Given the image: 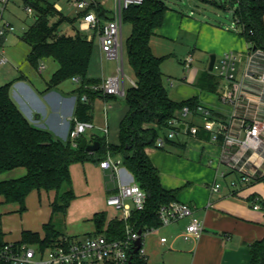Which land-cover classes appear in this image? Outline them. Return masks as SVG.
<instances>
[{"label":"crops","instance_id":"obj_1","mask_svg":"<svg viewBox=\"0 0 264 264\" xmlns=\"http://www.w3.org/2000/svg\"><path fill=\"white\" fill-rule=\"evenodd\" d=\"M40 1L54 4L57 11L76 19L74 24L69 23L65 32H62L73 36L75 30L80 29L82 15L80 16L81 13L67 1ZM91 2L100 10L97 16L101 26L113 19L114 0ZM20 6L24 7L29 16H35L32 8L33 14L28 12L30 7H27L23 0H9L4 18L10 23H13L12 19H22ZM169 16L171 18L172 15ZM190 18L181 15H176L175 19L165 18L163 27L155 36L162 38L188 36L192 43L189 54L193 55L199 50L204 56L215 55L216 62L217 56L221 59L224 54L234 51L240 55L239 66L243 68L251 45L238 34L239 32L230 33L228 29L224 30ZM23 33L18 35L15 31L7 34L6 39L0 40V57L5 56L8 60L4 66H0V86L12 83L11 96L29 122L38 129L49 131L55 140L66 141L72 126L71 120L74 117L78 119L79 85L67 80L52 87L50 82L59 69L58 63L48 58L41 61L38 67L32 66L28 61L32 49L23 40ZM93 41L94 53L88 77L101 82L106 76L102 73L100 63L106 57L98 35L94 36ZM150 45L153 52L152 42ZM153 54L159 57L154 52ZM106 60L111 61L107 58ZM41 64H44L45 69L40 70ZM188 72L192 78L196 75V86L179 84L171 90L168 89L171 100L179 103L197 98L200 105L210 109L217 118L227 120L233 111L229 104L221 100L227 84L224 81H221L222 83L217 81L216 87L209 84L210 86L203 89L201 79L210 72L209 66L208 69L200 70L198 74L190 70ZM169 85L173 87V83ZM85 102L91 105V110L87 116L88 120L83 122H92L94 128L87 130L81 140L86 139L88 145L99 142L98 139L105 140L108 144H117L120 122L128 111L126 102L122 104L117 96L103 95H95L93 99ZM189 122L171 143H166L164 148H147L146 153L159 171L163 188L168 191L178 190L176 202L189 204L193 208V216L203 223L205 231L196 241L183 240L180 235L190 218L158 229L153 236L156 237L155 245L160 248L161 258L152 260L151 255L146 253L149 264H251L250 246L264 239V187L260 185L261 181H245L241 175L231 170L225 161L222 143L212 141L210 134L202 130L203 121L200 117H194ZM151 127L156 128L154 125ZM192 127L198 129L197 134L191 133ZM104 129L108 130L107 134ZM160 136L165 138L167 132L162 130ZM80 168L85 175L88 173L90 175L92 170L94 171L93 175L99 179L97 180L99 187L107 192V199L114 193L115 185L109 181V171L101 169L100 163L93 161L71 166L72 183L75 176L79 175ZM25 175L26 170L18 168L0 175V181L18 179ZM121 181L124 184L134 181L124 166L121 169ZM215 184L222 186L219 192L212 190ZM258 197L261 198L259 203L262 208L254 210V202ZM55 198V191H33L26 200V211L20 212L19 205L5 204L4 199L0 197V208L4 209L0 212L3 241L20 243L25 231L44 236L43 227L51 220L58 227L55 219L58 215L54 216L52 210ZM107 199L103 208L94 205L82 213L83 220L91 221V226L81 225L74 230L73 224L68 222L67 232L59 231L65 236L79 240L80 235L84 239L95 234L97 230L93 220L95 215L104 213L106 221L118 216L117 211L108 207ZM245 202L249 206H246ZM163 237L168 239L165 244L161 243Z\"/></svg>","mask_w":264,"mask_h":264},{"label":"trees","instance_id":"obj_2","mask_svg":"<svg viewBox=\"0 0 264 264\" xmlns=\"http://www.w3.org/2000/svg\"><path fill=\"white\" fill-rule=\"evenodd\" d=\"M23 1L35 12L34 23L22 36L32 49L28 61L34 67L48 58L58 63L59 69L50 82L52 87L80 78L82 87L79 88L77 115L80 121L88 120L91 105L82 101V96L86 94L89 99H93L97 94L85 86L99 83L88 77L94 41H89L87 34L80 29L75 30L73 36L62 32V24H74L76 19L57 11L54 4L40 0ZM203 1L218 4L216 0ZM225 6L222 7L233 12L240 29L238 34L246 39L251 49L256 47L264 51V0H230L227 8ZM90 9L95 10L96 14L100 13L94 4ZM167 10L162 0H145L144 4L132 6L124 14V23L129 22L132 26L126 49L136 86L131 85L126 89L128 111L121 120L117 144H108L98 139L100 149L89 153L80 148L81 140L77 146H74L70 136L66 141L55 140L49 131L34 127L21 112L11 96L12 83L0 86V175L18 168L26 170L22 178L0 181V197L5 204H17L20 212H24L26 200L33 191H55L53 215H65L76 198L71 166L87 161L100 163L111 154L122 158L123 166L132 175L134 182L147 194L146 208L132 213L131 226L143 232L161 226L159 208L176 202L178 190L168 191L163 188L159 171L149 159L146 149L160 148V132L167 131L168 122L179 111L188 107L195 112L200 105L197 98L179 103L171 100L161 70L165 57H156L152 52L151 38L163 27ZM209 84L217 86L214 78L207 73L201 79V86L205 89ZM165 141L167 144L172 142L167 138ZM64 187L67 189L62 192ZM93 220L97 230L91 236L103 234L116 240L126 236V225L121 221L112 220L105 229L107 217L104 213L95 215ZM43 232L44 236L25 231L20 243L44 249L65 237L53 220L44 225ZM1 243L4 241L0 215ZM250 252L251 264H264V239L253 243ZM132 264L147 263L140 259L139 254H135Z\"/></svg>","mask_w":264,"mask_h":264},{"label":"built area","instance_id":"obj_3","mask_svg":"<svg viewBox=\"0 0 264 264\" xmlns=\"http://www.w3.org/2000/svg\"><path fill=\"white\" fill-rule=\"evenodd\" d=\"M64 1L82 14L79 27L87 34L88 40L93 41L94 36L98 35L105 57L116 63L114 75L85 88L97 95L125 96L126 82L133 86L136 83L125 72L124 14L130 7L144 4L145 0H114L113 19L104 26L100 25L95 10L90 9L93 4L91 0ZM8 2L9 0H0V40L15 32V27L4 18ZM28 12L33 14L31 8ZM235 31H240L238 25ZM7 61L5 56H1L0 66H4ZM239 62L240 55L232 51L224 54L214 66L217 77L227 84L221 100L232 107L231 116L222 120L203 105H199L195 112L184 107L168 122L167 136L160 138L158 146L164 148L165 139L174 140L182 130L181 125L187 126L189 120L200 117L203 121L202 130L210 134L212 141L222 143L224 158L231 170L241 175L245 181L258 182L264 180V51L257 49L254 52L251 49L243 68L239 66ZM193 63L194 57L189 55L184 61L187 71L192 68ZM43 69L45 66L41 64L40 70ZM72 81L79 88L82 87L80 78H73ZM88 100L86 94L82 96V101ZM71 123L69 136L74 146H77L84 133L94 128V124L75 117ZM190 131L194 135L198 129L192 127ZM104 132L107 134L108 130L104 129ZM100 167L109 171V181L115 185V191L108 197L107 205L118 212L114 219L126 225V236L123 239H109L103 234L81 240L65 236L44 249L19 242H4L0 244V264H132L135 243L139 239H142V247L136 254L149 264L143 245L145 237L187 218L190 221L180 237L185 241L201 238L205 231L203 223L193 216V208L189 204L181 202L162 205L158 211L161 226L141 231L140 234V231L131 226L130 220L134 211L141 212L146 208L147 194L134 181L130 184L122 183L123 160L120 156L108 154L100 162ZM221 187L220 184H215L212 190L219 192ZM260 200V197L255 199L254 210L262 208ZM111 221L112 219L107 221L105 229ZM167 241L166 237L161 238L162 244Z\"/></svg>","mask_w":264,"mask_h":264},{"label":"rangeland","instance_id":"obj_4","mask_svg":"<svg viewBox=\"0 0 264 264\" xmlns=\"http://www.w3.org/2000/svg\"><path fill=\"white\" fill-rule=\"evenodd\" d=\"M162 1L165 2V5L168 8L166 12V19H175L176 15H181L182 17L185 16V18L191 17L190 19L201 20L211 26L218 27L224 30L228 29L230 33H236L235 29L237 28V24L233 17V12L231 10L228 11L227 9L222 7L226 5L225 7L227 8L230 0H216L218 2L217 5L212 2L203 0ZM11 5H9V9ZM20 14L23 16V18L12 19L13 23H11L15 27V31L18 35L23 33L24 29L27 26L32 25L35 20V17L29 16V14H27L26 10L22 6H20ZM169 15H172L171 18ZM68 24L69 22H65L64 24H62L61 31L65 32V28L68 27ZM131 33L132 26L129 22H126L123 28V40L125 44V72L128 77L135 79L134 73L129 65L126 49V44L131 36ZM151 42L153 44V52L160 58L165 57L161 65V70L164 75V82L165 85H167V89L171 90L174 87H177L179 84H188L193 87L196 86V75L194 78L190 77L189 72L186 70L184 65V60L188 58L189 55H191L188 51L191 48L192 43H190L188 36L166 38L154 36L151 39ZM193 57L194 63L190 71H194L195 74H198L200 70L208 69L209 59L211 56H204L199 50H197L195 51V54H193ZM219 61L220 57L217 56V62ZM100 65H102V73H104V76H106V78L110 77V75H112L113 73H116L115 62L107 61L106 58H104ZM209 74L214 78L215 82L218 81L219 83H222V80L217 77V73L215 70L210 71ZM172 83L173 87L169 85ZM130 87V83L126 82V89ZM117 99L122 104L126 102L125 96H117ZM78 172L79 175H76L73 180V189L76 195V200L74 199L75 201L72 203L70 209L65 215H58L57 218H55L58 224V229L60 231L62 230L64 232H67L66 225H69L68 222L73 224L74 230L75 228L76 230L80 228L81 225L91 226V221L83 220L84 216L82 215V213L94 205L100 206L102 208L106 206L107 192L102 187H99V179L97 177L95 178V176L93 175L94 171L92 170L90 175L89 173L85 175L84 171L80 168ZM260 185L264 187V180L261 181ZM65 189L67 188L64 187L62 189V192L65 191ZM245 204L246 206H249L247 202H245ZM3 210L4 209L0 208V212H3ZM151 235L152 236L145 237L143 245L146 253L151 255L152 260L154 258H157L158 260L161 258V254L159 253L160 248L159 246L155 245L156 237L153 236V234ZM79 238L82 239L83 237H81L80 235Z\"/></svg>","mask_w":264,"mask_h":264},{"label":"water","instance_id":"obj_5","mask_svg":"<svg viewBox=\"0 0 264 264\" xmlns=\"http://www.w3.org/2000/svg\"><path fill=\"white\" fill-rule=\"evenodd\" d=\"M257 50L256 47L253 48V51L255 52ZM216 63V56L212 55L210 58V64H209V71L214 70V66ZM180 128L183 130L185 128V125H181ZM80 148L84 149L85 151L89 153H95L100 149V143L98 141L94 142L92 145H88L86 139H82L80 143ZM141 234V231L139 232ZM136 248L134 250V254H136L140 248L142 247V239H139L136 243ZM133 259V256L131 257Z\"/></svg>","mask_w":264,"mask_h":264}]
</instances>
